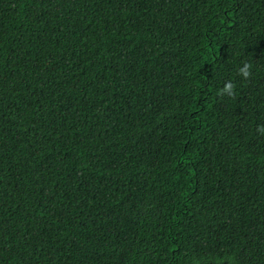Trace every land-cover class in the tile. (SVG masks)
Returning <instances> with one entry per match:
<instances>
[{
	"label": "trees",
	"instance_id": "obj_1",
	"mask_svg": "<svg viewBox=\"0 0 264 264\" xmlns=\"http://www.w3.org/2000/svg\"><path fill=\"white\" fill-rule=\"evenodd\" d=\"M261 125L264 0H0V264H264Z\"/></svg>",
	"mask_w": 264,
	"mask_h": 264
},
{
	"label": "clouds",
	"instance_id": "obj_2",
	"mask_svg": "<svg viewBox=\"0 0 264 264\" xmlns=\"http://www.w3.org/2000/svg\"><path fill=\"white\" fill-rule=\"evenodd\" d=\"M239 74L244 79H249L252 76V65L250 63H244L242 67L239 68ZM236 85L232 81H228L224 87L220 90L219 94L234 96L235 95ZM257 132L264 135V125H261L257 128Z\"/></svg>",
	"mask_w": 264,
	"mask_h": 264
}]
</instances>
